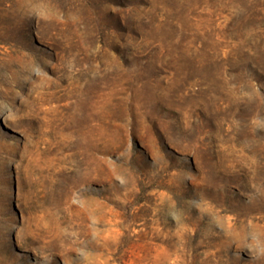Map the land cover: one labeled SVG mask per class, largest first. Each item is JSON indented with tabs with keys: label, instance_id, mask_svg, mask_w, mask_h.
Listing matches in <instances>:
<instances>
[{
	"label": "rangeland",
	"instance_id": "374dc122",
	"mask_svg": "<svg viewBox=\"0 0 264 264\" xmlns=\"http://www.w3.org/2000/svg\"><path fill=\"white\" fill-rule=\"evenodd\" d=\"M0 264H264V0H0Z\"/></svg>",
	"mask_w": 264,
	"mask_h": 264
}]
</instances>
